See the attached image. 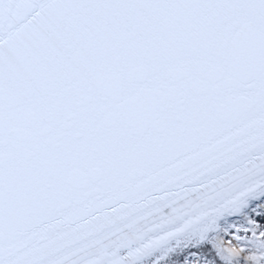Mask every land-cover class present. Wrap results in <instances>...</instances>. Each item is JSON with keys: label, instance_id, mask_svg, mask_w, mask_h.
I'll return each instance as SVG.
<instances>
[{"label": "snow or ice", "instance_id": "obj_1", "mask_svg": "<svg viewBox=\"0 0 264 264\" xmlns=\"http://www.w3.org/2000/svg\"><path fill=\"white\" fill-rule=\"evenodd\" d=\"M0 264H264V0H0Z\"/></svg>", "mask_w": 264, "mask_h": 264}]
</instances>
